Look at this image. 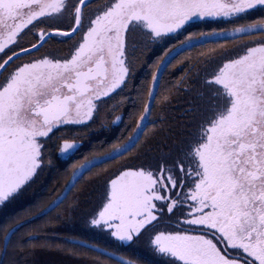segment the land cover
<instances>
[{
  "label": "snow or ice",
  "instance_id": "1",
  "mask_svg": "<svg viewBox=\"0 0 264 264\" xmlns=\"http://www.w3.org/2000/svg\"><path fill=\"white\" fill-rule=\"evenodd\" d=\"M87 7L88 0H0V53L6 57H0V70L31 57L0 79V206L24 194L52 166L50 142L62 140L56 145L60 154L76 149L75 142L56 134L68 126H87L99 115L103 100L127 86L136 69L138 42L147 48L164 41L193 18L264 11V0H108L94 15L84 11ZM57 16L70 20V31L48 30L58 27L48 23ZM42 24L45 27H39ZM38 27L36 43L24 47V37ZM257 32L259 37L243 42L234 57L223 49L203 61L207 76L200 87L213 86L214 98L198 113L195 129L180 149L187 167L177 169L176 161L168 166L149 161L122 165L106 180L101 204L89 213V227L124 243L153 229L149 244L163 264H264V19L232 35ZM223 33L192 32L179 45L167 47L153 65L148 103L133 134L110 151L73 165L68 182L42 214L64 204L93 168L136 150L147 130L144 121L151 117L160 69L194 47V41ZM77 35L79 40L64 56L31 55L47 39ZM209 64H215L211 72ZM186 83L191 79L176 86ZM74 201L69 212L79 206V195ZM176 211L180 216L170 230H155L165 215L172 214L171 220ZM18 230V224L5 230V242ZM67 239L101 255L117 256L87 241ZM117 264L135 262L117 257Z\"/></svg>",
  "mask_w": 264,
  "mask_h": 264
},
{
  "label": "trees",
  "instance_id": "2",
  "mask_svg": "<svg viewBox=\"0 0 264 264\" xmlns=\"http://www.w3.org/2000/svg\"><path fill=\"white\" fill-rule=\"evenodd\" d=\"M211 50L213 49H204L196 54H192L191 50L183 52L167 68L159 88L162 95H158L153 106L152 113L156 119L155 128L150 134L153 145L163 146L169 144L172 139H179V131H186L187 125H195L197 119L187 121L211 103L214 98L213 88L200 87L207 74L200 72L199 79L196 78V70L203 69V61L207 55L219 56L213 54ZM202 53L204 55H201ZM150 63L151 54H141L139 58L141 70ZM193 65L195 70L190 71ZM214 67L215 64H209L208 72L213 71ZM185 78L191 79L190 85H193L194 89L188 96L182 87L176 86ZM139 80L141 86L143 79L140 77ZM186 85L187 83L184 86ZM130 89L132 90V86ZM200 92H203L202 96L198 95ZM188 103L192 104L189 106ZM189 107L193 110L187 115L185 111ZM142 108L143 101L140 97L138 106L130 108L129 114L132 117L136 110L140 114ZM45 170L41 178L35 182L33 189L8 209L3 210L0 216V264H110L106 256L72 244L67 239H83L96 234L88 226L89 213L98 205L96 200L94 201V190L101 187L94 180L97 178L95 172L88 173L59 208H54L46 215L36 216L63 189L71 176L72 167L66 162L57 161ZM77 195L79 206L69 212L68 205L75 202L74 197ZM21 222L23 224L4 249V231Z\"/></svg>",
  "mask_w": 264,
  "mask_h": 264
},
{
  "label": "flooded vegetation",
  "instance_id": "3",
  "mask_svg": "<svg viewBox=\"0 0 264 264\" xmlns=\"http://www.w3.org/2000/svg\"><path fill=\"white\" fill-rule=\"evenodd\" d=\"M107 2L108 0H88V7L85 8L84 11L88 15H94L97 8L103 7ZM260 19H264V11L258 8L255 10H249V12L243 16L226 18L224 20L215 18L211 20L212 23L210 24L204 19H198L196 21L188 23L189 25H186L185 29L183 30H185L186 33H199L209 26H211V29H216L217 31L223 29V35L215 37H223L227 39L226 42H240L239 45L230 50L228 53L237 55L241 51L240 45L243 42L258 38L260 33L257 32L254 36H234L232 34L234 33L235 29L242 27L245 24H251ZM48 23L58 26L48 29L49 31H70V28L68 27L70 20L65 16L54 17L52 18V20L48 21ZM39 27H45V25L42 24ZM39 27L33 29L32 33H29L24 37L22 41L24 47H30L31 43H36V40L33 38V34L39 31ZM78 40L79 35L71 39H65L63 37H53L51 39H47V42L43 44V47H41L39 51L33 52L31 55L36 57L47 55L50 58L61 57L66 55ZM180 41L181 32L174 35L170 34L165 38L164 41L152 44L147 48H144L142 42H138L136 52V69L129 77L127 86L122 87L121 89L117 90L116 93H113L110 97L105 98L100 105L101 110L99 112V115L94 119V121L89 122L87 126H68L67 128L61 129L56 134L57 137L63 136L70 142L79 143V145L76 147V149L69 150V152L65 154H60L56 145L62 143V140L54 139V141L50 142L49 145L53 153V155L51 156L52 165H54V163L57 161H62L68 163L71 167H73V165L78 166L81 163L86 162V158L88 160H91L93 156H98L106 151H110L113 144H118L122 141H126L127 138L132 135L133 130L136 127V122L138 121L140 114L143 112V108L140 114L136 110L135 114H132L131 117V114H129L130 108L138 106L140 97L142 98L143 104L148 103V93L147 97L145 98V94L143 95L141 87H143V82L145 80L150 81L149 88L152 86L150 76V74H152L151 68L148 69L146 67L141 70V68L139 67V58L141 54H152L151 63H153L154 65L157 62L156 59L163 54V51L167 47H170L173 44L179 45ZM18 50L19 49H17V51ZM199 51L200 50H198L196 53H199ZM184 52L187 51L185 50ZM10 54L11 53H9V55ZM0 57L6 59V57H4L2 53H0ZM30 58V56H23L20 59L14 60L8 66V71H0V79H3L4 76L8 75V72H10L16 66V64L26 62ZM0 62H2V60H0ZM166 70H163L161 74V79L157 87V94L152 103L151 117L148 119V123L146 124L147 130L142 136L138 148L133 152L127 153L125 156L118 158L117 160L110 161L103 168L97 167L92 169V171L95 172L94 175L97 176V178H95L94 180L97 182L98 186H101L100 188L94 190V195L96 197V201L98 200V205L101 204L104 195L106 180L109 179L113 174H117L118 169L122 170L121 166L124 164L136 165L140 164L142 161H149L153 164L159 162L161 165L168 166L171 165L173 161H176L177 169H179L181 166L187 167V164L182 160V152L180 150L185 139L189 135L187 131H179V139H172L169 144H164L163 146L153 145L152 137L150 136V134L152 133L151 130L154 129L156 125V119L152 113L153 106L158 95H162L161 93H159V88L162 84L161 81L163 80ZM154 71H156V69ZM140 77L143 79L141 86H139ZM130 86H132V90L130 89ZM211 87L213 88V86ZM117 116H120L122 119L120 121H117ZM138 154L140 157L139 159H132ZM123 160L127 161L118 166L119 162H122ZM98 170H100V172H97ZM98 173L101 174L98 175ZM171 215L172 214L165 215L155 230H170L175 223L176 217L180 216V212L176 211V215L172 217L171 220H169V216ZM89 229L94 231L96 234L87 238H80L81 240L108 249L138 264H146V261H151L152 264H163V259L155 256L152 253L149 244V238L150 235L153 234V229H149V231L145 232L139 239H136L134 242H129L128 244L116 241L106 231H101L92 227H89ZM106 258L109 259L110 264L113 262L114 264H117V261L112 260L107 256Z\"/></svg>",
  "mask_w": 264,
  "mask_h": 264
},
{
  "label": "rangeland",
  "instance_id": "4",
  "mask_svg": "<svg viewBox=\"0 0 264 264\" xmlns=\"http://www.w3.org/2000/svg\"><path fill=\"white\" fill-rule=\"evenodd\" d=\"M220 20H224V18H220ZM205 21L206 22H208L209 24L210 23H212V21L210 20V19H205ZM207 23V24H208ZM187 25H189V24H187ZM183 29H185V27L183 28ZM183 29H181L180 31H178L177 32V34H179L180 32H181V41L182 40H184V38L189 34V33H186L185 32V30H183ZM211 30H213V29H211V26H209L208 28H205V29H203L202 31H205V32H208V31H211ZM196 33V32H195ZM176 34V33H175ZM174 35V34H173ZM226 40L227 39H225V38H223V37H215V36H211V37H208V36H205L203 39H200V40H198V41H194L193 43H194V47H192L191 49H186V51H188V50H191L192 51V54H196V52L198 51V50H200V51H202V50H204V49H214V51L213 50H211V52H214L213 54H220V52L223 50V49H227V50H232V49H234L237 45H239V43L240 42H226ZM221 45L223 46V48H221ZM158 55V54H157ZM230 55V54H229ZM161 56V55H160ZM160 56H159V58H160ZM177 57V56H176ZM175 57V58H176ZM159 58H157L156 60L158 61L159 60ZM151 59H152V54H151ZM175 59H172V62L174 61ZM171 65V64H170ZM170 65H168L167 67H169ZM148 69L149 68H151V70H152V72L155 70V68L153 67V63H151L148 67H147ZM208 69H210V68H208ZM165 70V69H164ZM199 72H204V70L203 69H199L198 70ZM150 76H151V74H150ZM149 86H150V81L149 80H145L144 82H143V87H141V90H142V92H143V95L145 94V98L147 97V93H148V89H149ZM189 87H192L193 88V85H190V84H187L186 86H183L182 87V90L186 93V95L188 96L190 93H191V91H188V90H186V89H188ZM183 100V99H182ZM189 104V106L192 104V103H188ZM177 106V105H176ZM193 109L192 108H188L185 112H187V115H190L191 114V111H192ZM183 116H184V114H183ZM197 116L198 115H193V117L192 118H190V120H188L187 122H190V121H192V119L193 120H196L197 119ZM185 117V116H184ZM188 117V116H187ZM195 129V125L193 124H189V125H187V133L189 134V132L190 131H193ZM77 144V146L79 145V143H76ZM67 155V154H66ZM127 160H123L122 162L120 161L119 162V164H118V166L119 165H121V164H123V163H125ZM83 163H85V162H83ZM46 171V170H45ZM44 171V172H45ZM72 173V172H71ZM42 175V174H41ZM41 175H40V177L39 178H41ZM38 178V179H39ZM38 179H36V181L38 180ZM35 181V182H36ZM35 182L27 189V191L24 193V194H22V195H20V196H18L17 198H15L14 200H12V201H10V202H7L5 205H2V206H0V216L2 215V212H3V210H6V209H8L14 202H16V201H19L20 199H22L23 197H24V195L28 192L29 193V191L30 190H32L33 189V186H34V184H35ZM56 198V197H55ZM54 198V199H55ZM53 199V200H54ZM96 200V197L94 198V201ZM98 201V200H97ZM96 201V202H97ZM52 202V201H51ZM50 202V203H51ZM49 203V204H50ZM48 204V205H49ZM47 205V206H48ZM40 213V212H39ZM38 213V214H39ZM36 215V216H39V215ZM45 215V214H44ZM35 216V217H36ZM40 216H43V215H40ZM19 224H23V222H21V223H19ZM11 238V237H10Z\"/></svg>",
  "mask_w": 264,
  "mask_h": 264
},
{
  "label": "water",
  "instance_id": "5",
  "mask_svg": "<svg viewBox=\"0 0 264 264\" xmlns=\"http://www.w3.org/2000/svg\"><path fill=\"white\" fill-rule=\"evenodd\" d=\"M221 18H223V17H221ZM198 19H199V18H193L192 21H196V20H198ZM205 19H210V20H212L213 18H205ZM205 19H204V20H205ZM224 19H226V18H224ZM192 21H190V22H192ZM190 22H189V23H190ZM185 26H186V25H185ZM185 26H184V27H185ZM179 31H180V30H179ZM173 34H175V33H173ZM173 34H171V35H173ZM170 59H171V57H170ZM163 70H164L163 68L160 69V74H162ZM0 71H1V70H0ZM158 85H159V84H158ZM158 85H157V87H158ZM138 120H139V119H138ZM147 121H148V120H145V121H144L145 125L148 123ZM135 128H136V127H135ZM132 134H133V133H132ZM117 174H118V173H117ZM55 199H56V198H55ZM55 199H54V200H55ZM54 200H52V202H53ZM52 202H51L49 205H51ZM49 205H48V206H49ZM48 206H46L45 208H47ZM45 208H44V209H45ZM53 209H54V208H53ZM53 209H52V210H53ZM38 215L40 216V215H44V214H42V211H41ZM20 225H21V224H18V226H20ZM112 238H113V237H112ZM113 239H115V238H113ZM76 240L79 241V240H81V239H76ZM88 243H89V242H88ZM123 243H124V242H123ZM128 243H129V242L124 243V244H128ZM7 244H8V242L6 243V242H5V238H4V245H3V248H4V249L6 248ZM89 244H92V243H89ZM93 245H94V244H93ZM96 246H97V245H96ZM99 247H100V246H99ZM85 248H87V247H85ZM100 248H102V247H100ZM88 249H89V248H88ZM107 250H108V249H107ZM108 251H109V252H112V251H110V250H108ZM116 254H117V253H116ZM105 256H107L108 258H110L108 255H105ZM117 257H122V256L119 255V254H117V256H113V257H111L110 259L117 261ZM122 258H123L124 260H129V259L124 258V257H122ZM135 264H138V263H135Z\"/></svg>",
  "mask_w": 264,
  "mask_h": 264
}]
</instances>
